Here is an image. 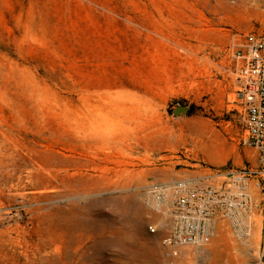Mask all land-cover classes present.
<instances>
[{
    "label": "rangeland",
    "instance_id": "obj_1",
    "mask_svg": "<svg viewBox=\"0 0 264 264\" xmlns=\"http://www.w3.org/2000/svg\"><path fill=\"white\" fill-rule=\"evenodd\" d=\"M263 28L264 0H0V264H170L145 187L253 162L229 54ZM263 244L222 228L173 264Z\"/></svg>",
    "mask_w": 264,
    "mask_h": 264
},
{
    "label": "built area",
    "instance_id": "obj_2",
    "mask_svg": "<svg viewBox=\"0 0 264 264\" xmlns=\"http://www.w3.org/2000/svg\"><path fill=\"white\" fill-rule=\"evenodd\" d=\"M229 55L236 63L234 100L242 114L244 143L256 155L252 163L226 172L210 169L146 185L143 202L158 216L148 232L156 234L166 223L161 245L170 264L183 249L210 244L222 228L243 239L260 224L264 242V28L234 38Z\"/></svg>",
    "mask_w": 264,
    "mask_h": 264
},
{
    "label": "crops",
    "instance_id": "obj_3",
    "mask_svg": "<svg viewBox=\"0 0 264 264\" xmlns=\"http://www.w3.org/2000/svg\"><path fill=\"white\" fill-rule=\"evenodd\" d=\"M217 148V147H216ZM220 149V148H219ZM219 149L217 148V150L216 151H219Z\"/></svg>",
    "mask_w": 264,
    "mask_h": 264
}]
</instances>
